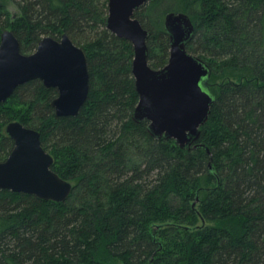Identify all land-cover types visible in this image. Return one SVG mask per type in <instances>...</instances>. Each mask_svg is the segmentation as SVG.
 Returning <instances> with one entry per match:
<instances>
[{
	"label": "trees",
	"instance_id": "obj_1",
	"mask_svg": "<svg viewBox=\"0 0 264 264\" xmlns=\"http://www.w3.org/2000/svg\"><path fill=\"white\" fill-rule=\"evenodd\" d=\"M171 11L189 15L186 49L212 72L202 147L153 137L146 119H132L133 47L105 28L108 0H0V36L11 29L30 54L65 33L89 73L76 115L57 116V90L38 79L0 103V162L14 145L5 126L18 120L72 184L62 202L0 189V264H264V0L141 6L134 17L149 31L155 69L169 58Z\"/></svg>",
	"mask_w": 264,
	"mask_h": 264
},
{
	"label": "water",
	"instance_id": "obj_2",
	"mask_svg": "<svg viewBox=\"0 0 264 264\" xmlns=\"http://www.w3.org/2000/svg\"><path fill=\"white\" fill-rule=\"evenodd\" d=\"M149 1L152 0H108L104 21L106 29L130 41L133 47L131 72L138 102L132 119H146L153 137L172 138L185 149L202 147L196 141L216 98L210 90L211 69L205 60L186 49L194 35L191 18L174 11L164 16L170 44L168 61L156 69L149 65V31L134 17V12ZM33 79L57 90L51 101L57 116L76 115L89 90L84 50L63 33L59 39L42 37L32 53L24 54L14 32L5 28L0 36V103L17 86ZM5 132L14 145L0 162V189L64 201L72 184L51 168L53 156L42 147L39 132L18 120L7 123Z\"/></svg>",
	"mask_w": 264,
	"mask_h": 264
},
{
	"label": "rangeland",
	"instance_id": "obj_3",
	"mask_svg": "<svg viewBox=\"0 0 264 264\" xmlns=\"http://www.w3.org/2000/svg\"><path fill=\"white\" fill-rule=\"evenodd\" d=\"M8 7H9V9L12 11V13H15V7H14V5L12 4V3H8ZM218 81H220V80H218ZM114 264H124L123 262H121L120 260H116L115 262H114Z\"/></svg>",
	"mask_w": 264,
	"mask_h": 264
}]
</instances>
